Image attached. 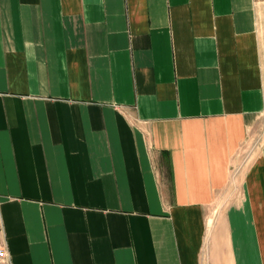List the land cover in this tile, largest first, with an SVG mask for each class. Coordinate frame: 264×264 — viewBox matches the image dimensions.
<instances>
[{
  "label": "crops",
  "instance_id": "obj_1",
  "mask_svg": "<svg viewBox=\"0 0 264 264\" xmlns=\"http://www.w3.org/2000/svg\"><path fill=\"white\" fill-rule=\"evenodd\" d=\"M261 7L0 0L8 264H264Z\"/></svg>",
  "mask_w": 264,
  "mask_h": 264
},
{
  "label": "rangeland",
  "instance_id": "obj_2",
  "mask_svg": "<svg viewBox=\"0 0 264 264\" xmlns=\"http://www.w3.org/2000/svg\"><path fill=\"white\" fill-rule=\"evenodd\" d=\"M259 30L263 42V49H264V7H261L260 13V23H259ZM264 142V112L260 116L258 122L256 123L255 127L253 128L252 135L249 139V142L245 145V154H244V165L239 167L236 172H234V176L240 180V177L243 171L246 168V165L250 162V160L255 156L258 152V149ZM219 203V202H217ZM211 221V219H210Z\"/></svg>",
  "mask_w": 264,
  "mask_h": 264
},
{
  "label": "built area",
  "instance_id": "obj_3",
  "mask_svg": "<svg viewBox=\"0 0 264 264\" xmlns=\"http://www.w3.org/2000/svg\"><path fill=\"white\" fill-rule=\"evenodd\" d=\"M3 231L1 220H0V232ZM9 263V254L5 245L0 244V264H8Z\"/></svg>",
  "mask_w": 264,
  "mask_h": 264
}]
</instances>
